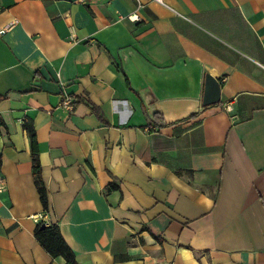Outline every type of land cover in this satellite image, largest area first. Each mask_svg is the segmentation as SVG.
<instances>
[{
  "label": "crops",
  "instance_id": "crops-1",
  "mask_svg": "<svg viewBox=\"0 0 264 264\" xmlns=\"http://www.w3.org/2000/svg\"><path fill=\"white\" fill-rule=\"evenodd\" d=\"M164 2L0 0V264H264V0Z\"/></svg>",
  "mask_w": 264,
  "mask_h": 264
},
{
  "label": "trees",
  "instance_id": "trees-1",
  "mask_svg": "<svg viewBox=\"0 0 264 264\" xmlns=\"http://www.w3.org/2000/svg\"><path fill=\"white\" fill-rule=\"evenodd\" d=\"M93 113L97 118L104 122L103 116L99 109L92 107ZM158 114L154 113L153 121L154 125L157 127H162V124L158 123ZM1 125V122H0ZM23 129L28 135L30 144V154H31V170L33 175V181L36 191L39 196L40 203L44 210L48 209V198L45 185L43 183L41 175V164L39 161V151L37 145V139L35 130L30 121H25L22 124ZM117 186L109 185L108 189H116ZM42 222L37 224L33 230L34 238L40 243V245L45 249V251L53 258L62 257L65 264H78L75 255L71 248L64 241L58 226L56 225H45L42 226Z\"/></svg>",
  "mask_w": 264,
  "mask_h": 264
},
{
  "label": "water",
  "instance_id": "water-1",
  "mask_svg": "<svg viewBox=\"0 0 264 264\" xmlns=\"http://www.w3.org/2000/svg\"><path fill=\"white\" fill-rule=\"evenodd\" d=\"M220 101V84L218 80L209 74L205 75L204 92L202 105L210 106L218 104ZM44 226V223L42 224Z\"/></svg>",
  "mask_w": 264,
  "mask_h": 264
},
{
  "label": "built area",
  "instance_id": "built-area-1",
  "mask_svg": "<svg viewBox=\"0 0 264 264\" xmlns=\"http://www.w3.org/2000/svg\"><path fill=\"white\" fill-rule=\"evenodd\" d=\"M151 1L161 4V5H165L164 0H151ZM138 6L140 7V5ZM127 19L131 22H136V21H139L140 18H139L138 13L134 11L127 16ZM5 32H6V28H0V36L3 35ZM61 107L67 112L72 111V109L74 108L73 98L70 96L64 97L61 102ZM224 109L229 110V105H225ZM5 189H6V185L4 182V178L0 175V192L4 191Z\"/></svg>",
  "mask_w": 264,
  "mask_h": 264
}]
</instances>
